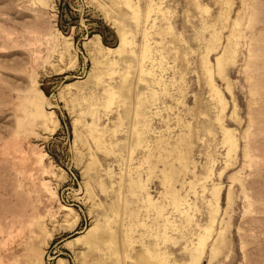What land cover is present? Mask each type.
I'll list each match as a JSON object with an SVG mask.
<instances>
[{
	"label": "rangeland",
	"instance_id": "374dc122",
	"mask_svg": "<svg viewBox=\"0 0 264 264\" xmlns=\"http://www.w3.org/2000/svg\"><path fill=\"white\" fill-rule=\"evenodd\" d=\"M0 264H264V0H0Z\"/></svg>",
	"mask_w": 264,
	"mask_h": 264
}]
</instances>
